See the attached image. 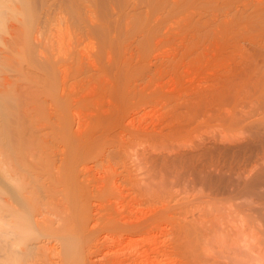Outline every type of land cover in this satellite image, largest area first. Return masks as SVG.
<instances>
[{"label": "rangeland", "instance_id": "rangeland-1", "mask_svg": "<svg viewBox=\"0 0 264 264\" xmlns=\"http://www.w3.org/2000/svg\"><path fill=\"white\" fill-rule=\"evenodd\" d=\"M33 1V4L35 6H33L34 10L38 12L36 13L37 16H41V18L39 17L37 19L38 22L36 21V23L37 25H39V22H41L40 25L43 26L41 28L42 33L40 34L41 36H39L38 41L34 40L32 37L33 41L31 42V45L34 44L32 47H34L36 51L38 49L37 47H35V45L38 46L40 43H42L40 44L41 46H39L40 49L43 50L42 47L45 46V42H47L49 38H52L53 35H56L58 38L54 36L55 38L53 37L52 39H54V41L56 39L58 40H56L57 43L56 41L51 42L56 44L60 42L59 40H61V42H65L62 39H65L63 37L67 35L65 33V35L63 34V36L60 31L62 29V33L65 32V29L63 28L65 27L64 25L67 26L74 23V28L79 27L78 24L80 25L81 21L89 16H86V14L89 13H92L89 17L93 18V20L95 19L96 21H98L99 24L101 23L102 25H106V28L110 25V32L113 31V35L111 36L114 37L113 41L115 39V42L113 43L114 46L118 49L117 50L115 48L118 51V56L116 53L115 56L117 57H114L116 58L115 60L113 58V60L111 61V66L107 58L101 59V57H97V62H95L96 59L94 58L92 59L93 63L90 64L96 65L97 67L95 66V68L94 66L93 68H87L89 67V63L86 61V65L84 64L85 67L83 66V69H79V67L77 68L78 64L72 65L70 67V70L77 68L78 70L76 69V71H78L80 74L82 72L81 75L78 72L76 74L75 70H72L73 72L70 70L68 71L69 74H72L68 79V85L70 86L67 88L68 93L66 94V101H69L70 104L76 106V109H74L75 111H73V113L75 114L73 115L76 116L77 121H84L82 122L84 127L83 130L91 127L92 122L94 124V128L99 126V124L95 125V121L97 122L99 120L98 118L100 117L98 116V113L100 112V110L101 113H103L111 106V104H116L119 100L118 96L120 94H122L120 95V99L123 98L121 96H124L122 102L127 99L123 102V104L121 103V109L122 112H128L130 116H126L127 118L124 122L125 125L123 124L124 127L119 126L124 136L122 134V136L119 137V140L118 138H116V142L114 143V145L111 144L112 146L100 144L97 145V150L99 149L98 152H100L101 149V151L103 152V148L106 147L104 149L105 152H103V154H105L106 156L108 151L114 150L116 153L118 152V156H120V153H122V155H125V157L122 156V160L123 158L124 160L125 158L127 159L125 161L123 160L121 163V159H119L120 157L117 158L116 153L114 154V157L112 155L114 152L111 151V158L109 156L104 157L105 159L101 157L103 160L100 159L99 163L96 164L94 169L102 172L104 168L111 165L113 169L115 168L114 170L117 169L118 172H121L123 170L122 172H125L124 174H126V170L124 171V169H122L124 166L125 169L127 167V170H131V172L133 171L132 173L130 172L131 176L133 175V179H143L147 175L146 173V175L144 174V171H146V169L142 171L138 170V168L136 169V167H138V161L136 162L137 155L135 156V154H137L138 152L139 154L145 152L146 155L154 152L162 154L164 153L166 155L164 160H168L171 163L170 164L169 162H167V165L164 161V165L167 167V170L170 171L173 170V165L179 163V161L176 162V160H179L177 159V157L175 158L176 155L183 153L185 155L188 154V157L186 156L183 159H186L185 161H188V159L190 158L188 162H191V164H187L186 162L185 166L193 164V166L196 165L198 168L196 169L195 174H186L185 172L181 173V171L184 170L181 166L182 168L179 167V172L172 171L174 174L171 173L170 175H167V178L165 179H167L168 182L167 180L163 179L164 182L162 181L163 184L159 189V203L158 201L157 203H154L156 201L155 195H153L155 198L151 196L152 194L147 195L145 198V196H137L136 194H133V196H137V199H139L140 197L139 200H144V204L142 205L143 208H155L154 204L159 205L164 209L166 208V213L170 214L171 217L173 215V218H176L175 220L180 223V225L176 226L175 224L171 225V222H167L168 224L166 223L162 226L163 232L165 233L164 238L165 240H167L168 238L169 241H166L167 246L172 244V237L175 240L174 236L176 234L179 235L181 232L183 234H190L191 237L193 236V239H196V237L198 236L200 238V236H202L200 234L204 233V238H206V240L210 239V241L204 243L205 240L203 236L201 237V239H199L202 240L203 244L201 241H194L193 245L195 243L197 247L199 243L200 245H202L196 248L195 251H200L199 253L201 254H209V252L210 254H212L213 252L215 254L218 253L219 255H221L222 260H224L226 255V258H228L229 254V257L232 255V260L230 259L231 262L228 261L229 258L224 260L226 264H238V262L240 264H245V262L246 264H264V1L153 0L152 2V0H115L113 4L111 2V7H113V9L108 8V10H110H107L108 12L106 11L108 15L105 12L104 13L106 15L103 14L101 10H97L96 12V10L94 11L92 9L94 12H96L94 13L90 12L92 10H89L87 8V10L81 8L80 13L82 12V16L85 12L88 11V13H85L86 17L80 16L82 17V20L77 19L76 16H74L75 21L72 17V14L74 12L71 9L70 10L72 12H69V9H65V14L63 16L59 15L62 13H59L58 15L55 14L57 10L60 11L58 7H56L58 5L55 4L56 2H58V0H54L55 3L53 0V2L51 0H48L46 1L47 4H45L43 0ZM48 5L51 6V11L56 7V10L52 11L53 13H55H51L49 19L50 22H47L49 20H47L48 16L45 13L47 11L46 7H49ZM66 10L68 11V13L66 12ZM36 14H34V16H36ZM44 14L47 16V18ZM73 15L76 14L74 13ZM63 19H68L67 21L71 23L72 20L74 22L71 24L66 21V24V22L64 23ZM85 20L87 21V25L85 26V21H82V23L84 22L82 25L87 29L88 25H90V20ZM45 21L48 25L45 23ZM11 22L13 23L14 19H11V21H6V24L8 23L7 27L11 25ZM61 22H63L62 27ZM75 22L77 23V26L75 25ZM90 22H92V20ZM57 23L59 25L61 24L60 29L57 28V26H59ZM82 25L77 29H73L72 26H67L65 28L67 31L71 27L73 31L77 30L81 32V30L84 28L82 27ZM5 28L6 27L3 26V29H1L0 27V50L7 49V44H9V41L7 43V40L9 39H7L6 37L9 36L7 34L10 29ZM49 28H51L52 30H59H51L53 32L52 35ZM181 28H184V30H182ZM72 29L69 30L72 31ZM86 29H83L82 32H87ZM5 30L7 32H5ZM59 31L62 35L61 38L59 37ZM54 32L56 33L54 34ZM164 32L165 34H163ZM67 33L69 34L70 31H68ZM71 33L65 39L67 42H69L68 39L70 40V35H75V33ZM49 34H51V36ZM36 35L38 34L36 33ZM150 36L151 38H147ZM72 38L70 41H72ZM52 39H49V42ZM87 39H85L87 40L86 42H82H84L85 45H88V50L85 49L84 45L82 44L81 45L84 47V49H82V46L81 48H79L82 49V52L83 50H85L86 52L84 53H88V51L91 52L90 43L92 44L93 41L89 42V40L91 39ZM144 39L147 42L151 41L152 43L155 41L154 43L157 44L151 43L153 46H151V44H148L150 45L148 46L147 44H145L146 41ZM3 40L6 42L4 43ZM87 42H89V44ZM142 42L144 44L143 46L141 44ZM115 43L117 46L115 45ZM149 47L152 49H150ZM147 48L149 49L147 50ZM142 50H145L147 54L150 53L149 57L151 59V63L148 61L149 59L146 60V58H149L148 56H143L145 52ZM19 53L20 52L17 53L18 55L15 54L14 56H12V58L15 57L13 59L16 60L10 58L9 63L8 59H3L4 62L2 61V63H4V65L1 64L0 66V69L2 68L0 70V75H4L3 77H7V79H5L6 81L8 80V82H6V84L8 83L7 85H9L6 86L8 91L12 92L14 90H17L18 88L20 90L22 88L23 91L25 90V93L27 91L26 94H28V97L30 98H28L29 100L25 98L24 102H31L33 100L31 103H34V97H38V95L41 94L40 92H42L44 89V83L42 84L39 82V84L37 82L40 80V77L37 72H35L36 69L35 67L33 68V64L30 63L31 59L27 60L29 59V56L24 53L25 55H27L25 61V58L19 57ZM37 53L38 52H36V55ZM154 53L157 55H155ZM186 53L187 56L185 57ZM24 54H22V57L25 56ZM20 59H22L21 61L23 63H21ZM12 61L15 62V65ZM19 62L21 63V68L19 66ZM94 62L98 64H95ZM177 62H179L181 65L178 66ZM160 63L164 64L161 65ZM175 63L177 64V66L175 65L176 68L174 67L176 70L177 67H180L178 69L179 72L176 73L174 72L175 69H172ZM8 64L9 69H6ZM10 65H12L13 68ZM157 68L160 69L161 74L157 73L159 72L158 70H156ZM162 72L164 73L162 74ZM242 76L243 78H241ZM245 76H248V79L252 76L250 78V80H252L248 81L246 79L247 77L245 78V80ZM156 78L159 79V81ZM11 82L13 83V85L11 84ZM25 86L26 88H24ZM165 86L166 88L164 89ZM143 91L145 93H143ZM212 92L214 94H212ZM221 93H225V95H222ZM10 95H12V93L9 94V96ZM199 95H202V97H200ZM194 97L197 99H195ZM191 99L194 101V104L192 103ZM198 100H201L202 102L200 101V103ZM178 101L183 102L184 104L179 103ZM187 101L189 102L187 103ZM29 102L28 104L31 105ZM177 103L179 105H186V103L188 105L191 103L193 107L195 106L196 110L192 107L195 110L193 111L191 105H186L185 107H188L187 109L182 106V108H180L179 105L176 106ZM195 104H197V107ZM27 105L25 106L23 104L25 109ZM175 107L178 110H176ZM188 109H191V111L193 112L188 111ZM198 110H200L201 112ZM197 111L198 113H196ZM37 118L39 119L38 116H36V119ZM127 119H130V122L132 120L131 124L127 122ZM137 128L138 130L140 129V131L147 129L150 132L151 136L148 133L149 138L145 139L147 135L145 134V136L141 134L140 131L137 130ZM136 131L140 134H138ZM160 132H163L164 134L162 133L161 135ZM169 133H171V135H169ZM137 135L139 136L137 137ZM142 135L144 138H141ZM155 136L156 138H154ZM120 138H122V141H120ZM127 154H130L129 156H131V159L128 158ZM197 154L198 156H196ZM133 155L135 157H133ZM194 155L196 158L194 157ZM182 161L183 160H181V162ZM124 162L126 163V166L124 165ZM203 164L205 165L202 166ZM134 169L138 171V173ZM139 171L142 173H140ZM124 174H122V176ZM176 176L179 178H177ZM133 196L128 197L127 202H130L129 200L132 201L134 198ZM149 196L150 198H152L148 199L147 197ZM127 202H125V204H127ZM169 208L171 209L169 210ZM207 219H209L210 221ZM181 224H183L185 227ZM214 225L217 226L215 227ZM177 227L179 228L178 230H182L183 228V230L187 232L185 233L183 231H177ZM215 230L217 233L215 232ZM193 231L195 233H193ZM184 240L182 239L178 241L180 243V241L182 242ZM216 242L219 243L217 244ZM170 247L171 246L166 247L167 250ZM199 248H203V252L201 250H198ZM233 248L235 250H232ZM204 249H206V251L208 249L209 250L208 252H205ZM249 250L250 253H248ZM219 252L226 254L225 257ZM242 252L245 253L243 254ZM258 252L261 256H258L256 259V256L259 255ZM256 253L257 255H255ZM247 254L249 255V257H247ZM251 254L253 255V257H251ZM169 255H167L169 258H167L166 256L163 257V259L166 257V260H164L165 263L167 260V263L171 260V263L169 264H173V261H175L174 263L176 264L185 263L183 260L184 256L181 255V253ZM236 256L239 257L237 258ZM235 257L236 259L234 261ZM91 259L95 260L97 259V257L92 256Z\"/></svg>", "mask_w": 264, "mask_h": 264}, {"label": "bare ground", "instance_id": "bare-ground-1", "mask_svg": "<svg viewBox=\"0 0 264 264\" xmlns=\"http://www.w3.org/2000/svg\"><path fill=\"white\" fill-rule=\"evenodd\" d=\"M43 1L45 4H47L46 1H48V0H43ZM114 1L115 0H113V1L112 0H58V2H56V3L54 1V3L58 5L56 7H58V9L60 11L57 10V12L56 13L54 12V13L57 15L59 13H62L59 15L63 16L65 14L64 13L65 9H69V10L71 9L76 14V15H73L74 13L72 14L74 21H75L74 16H76L77 19L82 20V17H86L87 15L90 16V14H92V13L86 14V16H85V13H88V11L85 13L83 12L84 14L82 16V14H81L82 12L80 13L81 8H84L85 10H87V9L92 10L93 9L94 11L96 10V12H97V10H101L103 12V14H105L106 11L108 10V8L113 9V7H111L112 6L111 2L113 4ZM33 2H34L33 0H0V27H1V29H3V26H4L7 29H10L8 34L6 33L7 35L10 36V37L9 36L6 37L7 39H9V40H7V43L9 41V44H7V49L4 50L1 48L2 50H0V66H1V64L4 65V63H2V61L4 62L3 59L9 60L10 58H12V56L17 54L18 52H20L22 54L25 53L29 56V59H27V60L31 59V62L30 61L29 62L33 64V68L35 67V69H36L35 72H37V74L40 77V80L37 82L38 83L40 82L42 84L44 83V86H43L44 89L42 92H40L41 94L38 95V97L37 96L34 97L35 98L34 103H31L33 100L31 102H29V101L24 102L25 98H27V99L29 98L28 94H26L27 91L25 93L24 92L25 90L23 91L22 88H21V90L18 88L17 90H14L12 92L8 91L7 87H6V86H9V85H7L8 83L6 84V82H8V80L6 81L7 77H3L4 75H0V264H166L168 260L166 261V263L164 262V260H166L165 259L166 257L167 258L170 257L169 254H180V253H181V255L184 256V259H183L185 262L184 264H226L224 262V260L229 258L228 261H230L231 256H232L231 255L229 257V255H230L229 254L228 258H226L227 257V255H226L227 251H226V254L219 252L220 254H223L224 257L226 255L225 258L223 257L224 260L221 259V255H219L218 253L215 254L213 252L214 254L213 253L210 254V252H209V254H207V253L201 254V253H199L200 251L199 252H197V250L195 251L196 248H198L199 246H202V245H200V243H199V245L197 247V245H195L196 243L194 245H193V243H194V241L195 242H198V241L202 242V240H199V239H201L202 236L204 238V236H205L204 233L200 234V235H202V236H200V238L198 236V237H196V239H193V236L191 237L190 234H183L181 232L180 233L181 235L180 234L178 235L175 233L176 232V230H175V232L174 231L173 232L177 236L174 234L175 240L172 237V240H173L172 244L170 243L171 245H169V246H171L170 247L171 249L168 248V250H167L166 247H169L166 244V241H168V238H167V240H165V238H164L165 233L163 232L162 226L164 224H166L167 222L168 223L171 222V225L175 224L176 226L180 225V223L177 222V220H175L176 218L175 219L173 218V215L171 217L170 214L166 213V211H165L166 208L164 209V208L160 207L159 205L154 204L155 208L152 206L153 208H147L146 209L145 207L144 208L142 207V205L144 204V202H143L144 200H139L140 197H139V199H137V196H145V198H146L147 195L152 194L151 196L155 195V197H156V201L154 200L155 201L154 203H157V201L160 199L159 189H160L161 185L163 184L162 183L163 179L167 180V179H165V178H167V175H170L174 171L179 172L180 171L179 167H181V166L184 169V170L182 169L183 171H181V173L185 172L186 174L187 173H194L195 174V171L198 168L196 165L193 166L194 165L193 164V165H188V166L186 165L185 166L186 162H187V164H191V162L190 163L188 162L190 158L188 159V161H185L186 159H183L188 154L185 155L183 153V154L176 155L175 158L177 157V159H179V160H176L175 158L174 159L176 160V162L179 161V163H178L179 165L178 164L173 165V167H172L173 170L170 171V170H167V167L164 165V161L166 164H167V162H169L168 160L167 161L164 160L165 156H166L164 153L162 154V153L154 152V153H151L149 155H146L145 152H142L140 154L138 152L137 154H135V156L137 155L136 156V159H137L136 162L138 161V163H137L138 167H136V169L138 168V170H141V171L146 169V171H144V174L146 173L147 175L146 174L145 175L147 177L145 176L146 178L144 177L143 179H136V178L133 179L132 178L133 175L131 176V173L133 171L131 172V170L130 171L127 170L128 169L127 167L125 169L124 166L122 169H124V171L126 170V172H127L126 174H124L125 172L124 173L122 172L123 170L121 172H118L117 169L114 170L115 168L113 169V167H111L110 164H109L110 166L104 168L102 172L94 169L96 164L99 163L100 159L103 160V159H105L104 157H107V156L110 157L111 156V154H112L111 151L114 152L112 155L115 157L114 154L116 152L114 150L108 151L107 156H106L105 154H103V152H105L104 149L106 147L103 148V152L101 151L102 149L100 150V152H98L99 149L97 150V145L100 144V145L112 146L116 142V138H118V140H119V137L122 136L123 132L120 130L119 126H123V124L125 125V123H124L125 119L128 117L127 115H129V114H128V112L127 113L124 111L122 112L121 103L123 104V102L126 101L127 99L122 102V99H124V96H121L123 98L120 99V95H122V94H120L118 96L119 100H118V98H117L118 101L116 100L118 104L115 102L116 104H111V106L108 109H106L105 112L101 113V110H100V112H99L100 114L98 113V116H100L98 118L99 120L97 119L98 120L97 122L95 120L94 121H95V125L99 124L100 127L97 126L98 128L97 127L94 128V126H93L94 124L92 122L91 127H88L87 129L83 130L84 127H83L82 122H84V121H77L76 116L73 115V114H75V113H73V111H75L74 109H76L75 108L76 106H73L72 104L69 103V101L68 102L66 101V99H67L66 94L68 93L67 88L70 86V85H68V83H69L68 79L72 74V73L69 74L68 71L70 70V67L72 65H75V64H78L77 68L79 67V69H83V66H84V64L86 65V62L89 63V67H87V68H91V67L93 68V66L95 68L96 65H94V64L90 65V64L93 63L92 59H94V58L96 59L95 62H97V57H101V59L107 58L110 66H111V64H112L111 61L113 60V58L118 56V53H117L118 49H117V47L114 46V43H113V42H115V39L113 41L114 37L111 36V35H113V31L110 32L111 29H109V28H111V27L108 23L107 24L109 26H107V28H106L105 27L106 25L103 24L104 25L103 26L101 23L99 24V22L96 21L95 19H94L95 20V22H94L93 18H91L89 16L82 20V21L86 22L85 26L87 25V21L85 19L90 20V21L92 20V22L89 21L90 25H88L87 29H86V27H84L82 25L84 22L82 23V21H81V24L80 25L78 24L79 27L82 25V27H84L83 29H86L87 32L83 33L82 32L83 29L81 30V32H79L77 30L73 31V29H77L79 27H76V28H74L75 26L73 27V24H74L73 20H72V23H73L72 24L71 22L67 21L68 19H63L64 23L67 21V22L72 24V25H70V24L67 25V26L73 27V29L71 27L70 28L68 27L69 29H72V31H71L67 28L68 31H70V33L71 32L75 33L74 36L72 33H71L72 35H70L71 37L69 36L70 40L73 36L72 41H70L68 38L67 39L69 42H67L65 40L66 37H68V35L70 33L69 34L67 33L68 31L65 28L67 26L64 25L65 27H63V28L65 29V32H64V29H63L64 33H62V29L60 31H61L62 35L63 34L65 35V33L67 35V36L63 35L64 36L63 38H65V39H62V40H64L65 42H61V40H59L60 42H58V44H56L57 43L56 40H58V39L55 40L56 43L51 42V41H54V39H52V38L54 36H56V35L52 34L53 33L52 31L55 29L52 30L51 29L52 27H51V28H49V30L53 36H52V38H49V37L48 38L52 39V40H50V42H49V39H48L47 42H45V44L43 43L45 45L42 47L43 50L40 49V46H41L40 44H42V43L39 44V42H40L39 41L38 42V44L40 45V46L38 45L39 48L37 45H35V47H37V49H38L36 51V49L34 47H32L34 44L31 45V42L33 41V39L38 41L39 36H41L40 35L42 33L41 28L43 26L40 25L41 22H39L40 26L37 25V23H36L37 19L39 17L41 18V16H37L36 13H38V12H36L34 10L35 6H34ZM152 2H153V0H152ZM54 3H53V5H54ZM39 4H40V2H39ZM147 4H148V2H147ZM261 4H259V5H261ZM187 5H189V4H187ZM38 6H40V5H38ZM48 6L50 8L46 7L47 11L45 12L48 16L47 20L50 19L51 13H53L52 11L56 10L55 9L56 7H55L54 10L51 11V9H52L51 6L50 5H48ZM180 8H181V6H180ZM71 10L69 12H72ZM93 10L90 12H94ZM66 12L68 13L67 10H66ZM96 12H94V13H96ZM79 13H80V15H79ZM34 14H36V16H34ZM57 15H55V16H57ZM47 16H46V18H47ZM80 16H82V17H80ZM103 16H102V18H103ZM164 17H166V16H164ZM73 18H71V19H73ZM11 19H14V22L13 23L11 22V25H9L7 27L8 23L6 24V21L7 20L11 21ZM52 20H53V18H52ZM63 20H61V21H63ZM77 21H79V20H77ZM47 22H50V20ZM47 22L45 21L46 24H47ZM67 22H66V24H67ZM101 22H103V21H101ZM61 23H62V25L61 24L60 25L62 27L63 22H61ZM32 24L34 25V27ZM105 24H106V22H105ZM60 25L57 26V28L60 29L61 28ZM75 25L77 26V23ZM113 29H114V27H113ZM58 30H55V31H58ZM182 30H184V28ZM60 31H59V34H60ZM75 31H77V32H75ZM142 31H143V29H142ZM5 32H7V31L5 30ZM36 33L38 35H36ZM45 33H46V31H45ZM55 33L56 32H54V34ZM110 33H112V34H110ZM51 34H49V35L51 36ZM59 34H57V35H59ZM61 34L59 35L60 38L62 36ZM163 34H165V32ZM32 37H33V39H32ZM56 38H58V37L56 36ZM87 38L91 39V40H89V42L90 41H93V42H92V44L90 43L91 47L89 46L91 48V52L88 51V53H84L86 51L83 50V52H82L81 50L84 49V47H85V49L88 50V45H85V43L82 41L86 42L88 40ZM147 38H151V36L147 37ZM85 39H87V40H85ZM97 39H98V41H97ZM148 41H149V39H148ZM3 42L5 43L6 41L3 40ZM89 42H87V43L89 44ZM146 42H145V44H147V45L152 43L151 41H149L150 43L149 42L146 43ZM154 42L152 44H157ZM160 43H161V41H160ZM81 44L84 45V47ZM141 44H142V46L144 45L143 42ZM152 44H151V46H153ZM115 45H116V43H115ZM81 46L83 48L79 49V48H81ZM119 46H121V45H119ZM148 46H150V45H148ZM5 47H6V44H5ZM149 48H147V50ZM174 48H175V46H174ZM141 49H142V47H141ZM150 49H152V48H150ZM119 51H121V50H119ZM142 51L145 52V54H143V56L145 55V56L149 57L150 53L147 54L145 50H142ZM36 52H38L39 54L37 53V55H36ZM20 53H19V57L25 58L24 60L26 61L27 55L24 54L25 56L23 55L24 57H22V54H20ZM116 53H117V56H115ZM155 55H157V54H155ZM137 56H139V55H137ZM186 56H187V53H186L185 57ZM13 58H15V57H13ZM98 59H100V58H98ZM115 59L116 58H114V60ZM147 59H149L148 60L149 62L151 61L150 57L146 58V60ZM192 59H193V57H192ZM13 60H16V59H13ZM21 60L22 59H20V61ZM9 62H10V60L8 61V63ZM12 62H14V61H12ZM33 62H35V63H33ZM116 62H117V60H116ZM184 62H185V60H184ZM204 62H205V60H204ZM21 63H23V62L21 61ZM21 63L19 64L20 68H21ZM181 63H182V61H181ZM95 64H98V63H95ZM156 64H158V63H156ZM163 64H161V65H163ZM177 64H178V66L181 65L179 62H177ZM177 64L175 63L174 66L172 67V69L175 67V65L177 66ZM14 65H15V62H14ZM10 66H12V65H10ZM87 66H88V64H87ZM183 66H185V65H183ZM5 67H6V65H5ZM7 67H6V69H9V64ZM169 67H170V65H169ZM12 68H13V66H12ZM179 68L177 67V70L175 69L174 72L175 73L179 72V70H178ZM181 68H183V67H181ZM76 69L74 68L72 70H75V72L77 74L78 71H76ZM84 69H86V68H84ZM22 70H25V69H22ZM72 70H70V71H72ZM156 70L159 71L157 73L161 74L160 69L157 68ZM169 72H170V70H169ZM163 73L164 72H162V74ZM81 74H82V72H81ZM153 78H154V76H153ZM241 78H243V76ZM245 78L248 81L252 80V79L250 80V78L248 79V76H245L244 79ZM253 79H255V78H253ZM157 80L159 81V79H157ZM154 81H155V79H154ZM11 84L13 85L12 82H11ZM192 86H191V88H192ZM114 87H115V85H114ZM24 88H26V86ZM165 88H166V86L164 87V89ZM160 90H161V88H160ZM216 90H217V88H216ZM146 91H147V89H146ZM158 92H159V89H158ZM213 92H212V94L215 93V92L214 93ZM11 93H12V95L9 96V94H11ZM124 93H125V91H124ZM143 93H145V92L143 91ZM163 94H165V93H163ZM222 95H225V93ZM200 97H202V95ZM158 99H160V98H158ZM192 99H191V101L193 103L194 99L193 100ZM195 99H197V98H195ZM181 101H182V99H181ZM28 102L33 107L31 105H29ZM183 102H184V100H183ZM183 102H179V103H183ZM188 102L189 101H187V103ZM187 103H186V105H187ZM23 104L25 106L28 104L26 109L23 106ZM178 105L179 104L177 103L176 106H178ZM186 105L180 104L179 107L180 108H182V107L186 108L185 107ZM188 105H191V103ZM195 105L197 107V104H195ZM192 107L193 106L191 105V108ZM193 108L195 109V106ZM193 108H192V110L195 111L196 109L194 110ZM175 109L178 110L176 107H175ZM188 111H191V109L190 110L188 109ZM193 111H191V112H193ZM198 111H200V110H198ZM198 111L196 113H198ZM199 114H202V113H199ZM228 115H231V114H228ZM36 116H38L39 119L38 118L36 119ZM75 118H76V120H75ZM127 122L129 124H131L132 120L130 122V119H127ZM84 126H85V124H84ZM126 130H127V127H126ZM137 130H138V128H137ZM138 131H140V129ZM133 132H134V130H133ZM156 132H157V130H156ZM140 133L143 135H145V134L147 135V136L145 135L146 136L145 139L149 138L148 136L150 135V132L147 129L140 131ZM140 133H138V134H140ZM148 133H149V135H148ZM162 133L160 132L161 135H162ZM136 134H134V135H136ZM160 134H156V135H160ZM134 135H132V136H134ZM143 135L141 138H144ZM169 135H171V133H169ZM123 136H124V134H123ZM138 136L139 135H137V137ZM154 138H156V136ZM120 139H121L120 141H122V138H120ZM151 139H152V137H151ZM140 141H141V139H140ZM147 141H150V140H147ZM124 152H126V151H124ZM129 155H128V158L131 159V156H129ZM122 156L125 157V155H122V153H120V156H118V154H117V158L120 157L119 159H121V163L124 160V158L122 160ZM135 156L133 155V157H135ZM196 156H198V154ZM101 157H103V159ZM194 157H195V155H194ZM126 159L127 158H125V160ZM171 160H173V159H171ZM181 160H183V161L181 162ZM125 164L126 163L124 162V165ZM118 165H119V163H118ZM204 165L205 164H203L202 166H204ZM187 167H188V169H187ZM136 172L138 173V171H136ZM140 173H142V172H140ZM199 173H200V171H199ZM122 174H124V175L122 176ZM197 174H198V170H197ZM177 178H179V177H177ZM167 182H168V180H167ZM133 194H136L137 196H133ZM130 196H133L134 198L132 201L129 200L130 202H127V199ZM147 198L151 199L152 197L150 198V196H149ZM146 201H148V200H146ZM125 202H127V204H125ZM152 203H153V201H152ZM158 203H159V201H158ZM171 208H169V210ZM207 220H209V219H207ZM181 225H183V224H181ZM178 227H177V231L185 232V230H183V228H182V230H178L179 229ZM254 229H256V228H254ZM215 232H216V230H215ZM261 232H263V231H261ZM189 233H191V232H189ZM193 233H195V232L193 231ZM210 234H209V236H210ZM182 239L183 240L185 239V240L182 242L180 241V243H179L178 240H182ZM204 240H205L204 243L207 241H210V239L206 240V238H204ZM218 241H220V240H218ZM170 242H171V240H170ZM202 244H203V242H202ZM211 244H213V243H211ZM239 248H240V246H239ZM202 249L203 248H201V249L199 248L198 250H201L203 252ZM208 250L206 251V249H204L205 252H208ZM232 250H235V249L233 248ZM212 251H214V250H212ZM242 251H243V249H242ZM232 253H234V252H232ZM248 253H250V250ZM258 254H259V252H258ZM167 255H169V257ZM255 255H257V253ZM92 256L97 257V259H95L96 261L94 259L93 260L91 259ZM164 256H166V257L163 259ZM258 256L260 257L261 255L260 254L257 255L256 259ZM236 257L234 258V261H235ZM247 257H249L248 254H247ZM251 257H253L252 254H251ZM93 261H95V262H93ZM170 261L167 264L171 263ZM236 261H239V260H236ZM174 262L175 261H173L172 263L176 264ZM256 262H257V260H256ZM238 264H240V263L238 262ZM245 264H246V262H245Z\"/></svg>", "mask_w": 264, "mask_h": 264}]
</instances>
